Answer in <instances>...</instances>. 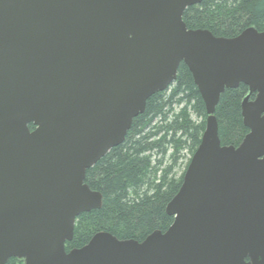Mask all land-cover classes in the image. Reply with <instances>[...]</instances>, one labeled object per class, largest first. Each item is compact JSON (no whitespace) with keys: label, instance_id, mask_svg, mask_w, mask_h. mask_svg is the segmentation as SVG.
Instances as JSON below:
<instances>
[{"label":"water","instance_id":"water-1","mask_svg":"<svg viewBox=\"0 0 264 264\" xmlns=\"http://www.w3.org/2000/svg\"><path fill=\"white\" fill-rule=\"evenodd\" d=\"M201 2L0 0V264H264V30L189 29L183 15ZM182 62L208 118L166 207L174 222L142 242L98 232L68 252L77 218L103 203L87 169ZM241 83L249 132L222 145L216 107Z\"/></svg>","mask_w":264,"mask_h":264},{"label":"trees","instance_id":"trees-1","mask_svg":"<svg viewBox=\"0 0 264 264\" xmlns=\"http://www.w3.org/2000/svg\"><path fill=\"white\" fill-rule=\"evenodd\" d=\"M183 19L189 29H206L217 37H235L249 27L263 31L264 0H202L188 7ZM248 93L241 83L221 95L215 116L222 145L237 147L248 134L242 116ZM207 118L194 78L182 62L171 86L151 96L145 111L134 118L124 142L87 169L85 182L102 194V207L77 218L66 250L85 246L102 231L139 242L154 231L165 232L174 222L166 207L185 174L177 176L174 170L185 150L192 155L197 150ZM22 262L13 257L6 264Z\"/></svg>","mask_w":264,"mask_h":264},{"label":"rangeland","instance_id":"rangeland-1","mask_svg":"<svg viewBox=\"0 0 264 264\" xmlns=\"http://www.w3.org/2000/svg\"><path fill=\"white\" fill-rule=\"evenodd\" d=\"M191 158H192V154L190 153V151L189 150H185L183 152V154H182V158L179 160V162L176 165V168L174 170L175 171V174L177 176H180V175H182L183 173L186 172L187 167H188V164L191 161ZM19 264H24V262L19 263Z\"/></svg>","mask_w":264,"mask_h":264}]
</instances>
